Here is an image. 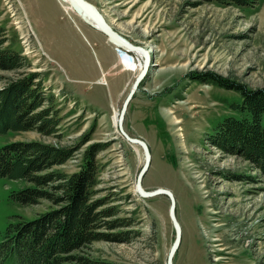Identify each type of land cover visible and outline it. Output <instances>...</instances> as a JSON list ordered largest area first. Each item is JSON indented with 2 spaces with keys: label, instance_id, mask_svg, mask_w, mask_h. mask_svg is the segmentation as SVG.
Listing matches in <instances>:
<instances>
[{
  "label": "rangeland",
  "instance_id": "rangeland-1",
  "mask_svg": "<svg viewBox=\"0 0 264 264\" xmlns=\"http://www.w3.org/2000/svg\"><path fill=\"white\" fill-rule=\"evenodd\" d=\"M87 1L116 31L151 52L152 65L128 105L123 128L151 152L142 186L174 194L181 238L173 264H264V173L207 139L226 116L237 115L231 105L241 96L196 78L213 73L250 89L264 87V0L250 6L215 0ZM43 16L67 40L75 36L70 25L82 32L89 51L84 67H64L51 57ZM0 27L4 45L27 58V71L40 73L61 115L58 135L8 131L0 135V146L16 141L75 146L72 157L56 167L71 174L84 164L85 149L102 145L94 158L91 197L116 206L131 225L103 228L111 238L94 240L86 249L112 264H167L175 237L169 198L136 191L143 151L123 137L117 123L140 56L116 49L61 0H0ZM26 185L0 177V241L11 223L52 207L44 199L12 200V191Z\"/></svg>",
  "mask_w": 264,
  "mask_h": 264
},
{
  "label": "trees",
  "instance_id": "trees-1",
  "mask_svg": "<svg viewBox=\"0 0 264 264\" xmlns=\"http://www.w3.org/2000/svg\"><path fill=\"white\" fill-rule=\"evenodd\" d=\"M219 3L250 6L252 0H215ZM0 27V135L8 131L35 130L58 135L60 108L44 90L38 71L28 70L30 62L21 53L4 45ZM14 72L6 78L1 72ZM237 91L241 100L232 103L235 115L226 116L207 139L227 153L253 162L264 173V87L250 89L216 74H198ZM102 145L85 149V162L71 174L56 169L72 157L75 146L40 141L7 142L0 146V177L23 179L27 185L14 190L11 199L36 204L44 199L52 207L28 219L11 223L0 241V264H112L86 249L94 240L110 239L103 228L130 226L131 220L118 216V208L104 199H92L96 184L95 155ZM106 205V206H105Z\"/></svg>",
  "mask_w": 264,
  "mask_h": 264
},
{
  "label": "water",
  "instance_id": "water-1",
  "mask_svg": "<svg viewBox=\"0 0 264 264\" xmlns=\"http://www.w3.org/2000/svg\"><path fill=\"white\" fill-rule=\"evenodd\" d=\"M67 1L73 8H75L76 11L80 13L81 18L86 24L90 25L91 27L95 28L96 30H98L99 32L105 35L108 43L114 45V47L118 50H124V52L134 53L136 55H139L142 60V65L140 66V70L136 74L130 86L129 91L123 100L121 109L118 113L117 123H118L119 130L122 133L123 137L129 143L138 145L143 151L144 163L136 176V180H135L136 191L142 197H152L158 194H164L169 198L170 205H169L168 211H169L171 222L175 229V237L169 247L166 261H167V264H173V255L179 245L180 238H181V227H180V224L178 222V219L176 217V212H175L176 201H175L174 194L172 193L171 190L167 188L160 187L157 189L146 190L142 186L143 176L145 175L150 165L151 154H150L147 143L143 139L130 136L123 128V120H124V116L127 111L128 105L130 101L132 100L135 92L137 91L140 82L142 81L146 73L148 72L149 67L152 65L150 54L145 46L130 42L121 33L116 31L108 23V21L105 19L103 14L99 11V9L94 4L90 3L87 0H67Z\"/></svg>",
  "mask_w": 264,
  "mask_h": 264
},
{
  "label": "crops",
  "instance_id": "crops-1",
  "mask_svg": "<svg viewBox=\"0 0 264 264\" xmlns=\"http://www.w3.org/2000/svg\"><path fill=\"white\" fill-rule=\"evenodd\" d=\"M35 9L37 12L41 13V8L38 5L35 6ZM42 26L46 30V36L52 46L54 56L51 57H53L56 62L64 67H84L85 61L88 60L89 51L84 42L85 38L82 32L70 25L75 36L73 40H67V38L56 32L53 21L46 16H43Z\"/></svg>",
  "mask_w": 264,
  "mask_h": 264
},
{
  "label": "bare ground",
  "instance_id": "bare-ground-1",
  "mask_svg": "<svg viewBox=\"0 0 264 264\" xmlns=\"http://www.w3.org/2000/svg\"><path fill=\"white\" fill-rule=\"evenodd\" d=\"M64 1V0H63ZM65 2H67L68 3V1L66 0ZM72 7V6H71ZM73 8V7H72ZM74 10H75V8H73ZM76 11V10H75ZM76 13L80 16V18H81V15H80V13L78 12V11H76ZM146 49L148 50V52H149V54H150V57H151V52H150V50L146 47ZM120 131V130H119ZM121 133V132H120ZM122 134V133H121ZM151 153V152H150ZM170 190V189H169Z\"/></svg>",
  "mask_w": 264,
  "mask_h": 264
}]
</instances>
